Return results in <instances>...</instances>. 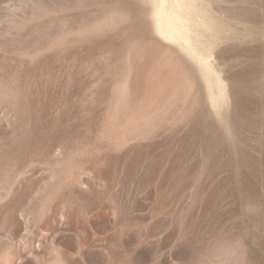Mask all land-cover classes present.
<instances>
[{
    "label": "rangeland",
    "instance_id": "obj_1",
    "mask_svg": "<svg viewBox=\"0 0 264 264\" xmlns=\"http://www.w3.org/2000/svg\"><path fill=\"white\" fill-rule=\"evenodd\" d=\"M159 1L0 0V264H264V0Z\"/></svg>",
    "mask_w": 264,
    "mask_h": 264
},
{
    "label": "bare ground",
    "instance_id": "obj_2",
    "mask_svg": "<svg viewBox=\"0 0 264 264\" xmlns=\"http://www.w3.org/2000/svg\"><path fill=\"white\" fill-rule=\"evenodd\" d=\"M171 1V0H170ZM174 1V0H173ZM177 1V0H175ZM186 1V0H185ZM159 2H161V7L159 8V10L157 11L156 15H155V20H156V28H157V32L164 37L167 40H171V41H184V37H188L185 34L189 33V27H187L188 25H185L188 30L186 29V27H184V21L182 20L183 18H181L179 16V13H175L174 11L170 12V10H168V7H166L167 4V0H160ZM183 2V1H181ZM178 3V2H177ZM177 3H174L175 5ZM186 3V2H185ZM182 5V3H180ZM178 4V5H180ZM171 5V4H170ZM177 5V6H178ZM184 6H187L185 4H183ZM180 7V6H179ZM172 8V7H171ZM182 8V7H180ZM187 10L188 7H185ZM158 9V8H157ZM170 9V8H169ZM192 9V8H190ZM181 10V9H180ZM184 10V9H183ZM189 10V9H188ZM178 11V10H176ZM180 12V11H179ZM184 14L186 13L185 11H183ZM189 12V11H187ZM182 14V16L184 15ZM189 14V13H188ZM187 14V15H188ZM195 14V13H194ZM193 14V15H194ZM189 17V16H188ZM186 18V17H185ZM185 20V19H184ZM190 20V19H188ZM186 20V21H188ZM190 22V21H189ZM186 29L185 34L183 35V30ZM189 38H190V33L188 34ZM188 39V38H187ZM190 40V39H188ZM187 42V41H186ZM191 42V40L189 41ZM188 42V43H189ZM191 45V43H189ZM194 49V48H193ZM196 55V54H195ZM208 66V65H206ZM205 73V72H204Z\"/></svg>",
    "mask_w": 264,
    "mask_h": 264
}]
</instances>
